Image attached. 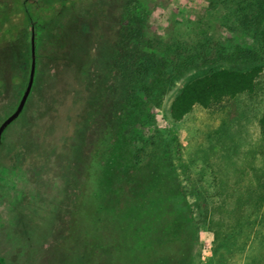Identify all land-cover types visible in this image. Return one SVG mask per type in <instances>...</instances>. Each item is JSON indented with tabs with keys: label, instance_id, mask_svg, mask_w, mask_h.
Returning <instances> with one entry per match:
<instances>
[{
	"label": "rangeland",
	"instance_id": "1",
	"mask_svg": "<svg viewBox=\"0 0 264 264\" xmlns=\"http://www.w3.org/2000/svg\"><path fill=\"white\" fill-rule=\"evenodd\" d=\"M65 15L2 136L0 264H264V0ZM22 45L0 42V126L29 81ZM223 69L255 71L254 91L177 119L184 88Z\"/></svg>",
	"mask_w": 264,
	"mask_h": 264
},
{
	"label": "trees",
	"instance_id": "2",
	"mask_svg": "<svg viewBox=\"0 0 264 264\" xmlns=\"http://www.w3.org/2000/svg\"><path fill=\"white\" fill-rule=\"evenodd\" d=\"M81 0H0V42L22 43L31 52V34L36 26L37 55L41 35L59 34L65 14ZM216 1V0H213ZM247 27L246 22L241 23ZM257 73L220 70L188 84L173 104V115L183 118L197 105L210 106L224 96L253 92ZM264 123V118H263Z\"/></svg>",
	"mask_w": 264,
	"mask_h": 264
},
{
	"label": "water",
	"instance_id": "3",
	"mask_svg": "<svg viewBox=\"0 0 264 264\" xmlns=\"http://www.w3.org/2000/svg\"><path fill=\"white\" fill-rule=\"evenodd\" d=\"M36 26L33 25L32 27V34H31V71H30V76H29V81L26 87V90L23 94V97L20 101V104L17 108V110L10 116L8 117L0 126V147L2 144V136L6 128L14 122L23 112L27 101L31 95L35 79H36V71H37V41H36Z\"/></svg>",
	"mask_w": 264,
	"mask_h": 264
},
{
	"label": "flooded vegetation",
	"instance_id": "4",
	"mask_svg": "<svg viewBox=\"0 0 264 264\" xmlns=\"http://www.w3.org/2000/svg\"><path fill=\"white\" fill-rule=\"evenodd\" d=\"M20 104V103H19ZM25 109V108H24ZM24 111V110H23ZM2 125V124H1ZM2 143H3V139H2Z\"/></svg>",
	"mask_w": 264,
	"mask_h": 264
}]
</instances>
